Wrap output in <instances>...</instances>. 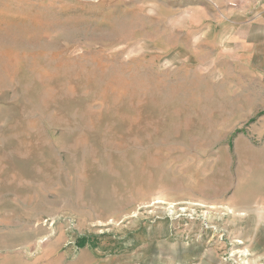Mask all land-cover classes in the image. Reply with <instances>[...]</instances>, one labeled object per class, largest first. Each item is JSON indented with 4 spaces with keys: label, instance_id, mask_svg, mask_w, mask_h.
Returning a JSON list of instances; mask_svg holds the SVG:
<instances>
[{
    "label": "rangeland",
    "instance_id": "374dc122",
    "mask_svg": "<svg viewBox=\"0 0 264 264\" xmlns=\"http://www.w3.org/2000/svg\"><path fill=\"white\" fill-rule=\"evenodd\" d=\"M262 2L0 0V264H264Z\"/></svg>",
    "mask_w": 264,
    "mask_h": 264
},
{
    "label": "trees",
    "instance_id": "16d2710c",
    "mask_svg": "<svg viewBox=\"0 0 264 264\" xmlns=\"http://www.w3.org/2000/svg\"><path fill=\"white\" fill-rule=\"evenodd\" d=\"M85 245H86V239L85 238H80L78 240V247L79 248H83V247H85Z\"/></svg>",
    "mask_w": 264,
    "mask_h": 264
},
{
    "label": "crops",
    "instance_id": "0c3cea01",
    "mask_svg": "<svg viewBox=\"0 0 264 264\" xmlns=\"http://www.w3.org/2000/svg\"><path fill=\"white\" fill-rule=\"evenodd\" d=\"M261 3H263L262 2V0H259ZM261 6H260V8H259V10H258V14H260L261 16H263L264 15V5H262V4H260Z\"/></svg>",
    "mask_w": 264,
    "mask_h": 264
}]
</instances>
